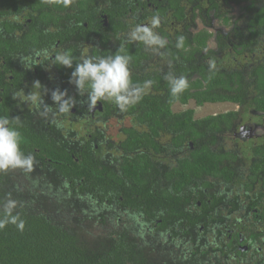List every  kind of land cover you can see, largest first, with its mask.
<instances>
[{
    "label": "trees",
    "instance_id": "1",
    "mask_svg": "<svg viewBox=\"0 0 264 264\" xmlns=\"http://www.w3.org/2000/svg\"><path fill=\"white\" fill-rule=\"evenodd\" d=\"M19 1L22 0H0V8L4 9L3 12L5 9L16 10ZM214 1L71 0V4L65 7L62 0H27L23 9L32 11L29 16H36V28L55 24L62 29V36H69L77 29L75 23L80 29H83V23L96 24L94 30L104 34L100 37L101 48L109 47L111 40L116 43L111 45L110 50L107 49L106 56L123 47L125 54L132 58L130 71L133 84L151 80L153 93L126 108L135 115L137 130H127L128 142L123 149L131 156L123 159L120 165L108 161L104 163L102 153L99 160L95 144L89 145L88 153L84 155L81 150L71 149L65 144L68 149L62 141L50 143L40 133L30 136L29 140H22V151V146H29L23 151L25 155L36 157V161H45L43 166L37 167L43 172L40 177L42 185L49 180L48 167L52 164L56 173L51 174L56 176L59 184L53 180L47 184L50 188H60L68 195L59 200V205L67 207V213L63 217L54 215V206L49 202H36V208L30 205L28 197L17 193L18 189L12 190L16 183L13 170L0 172V218L3 217L2 205L10 198L17 201L13 214L18 213L25 222L23 231L11 223L0 230V264H217L220 259L218 254H222L223 259L230 258L226 263L233 258L231 253L241 257V253L236 252L239 235L235 230V234L225 231L222 225L225 220H215L216 215L207 201L219 185H230L236 178V173L234 176L226 165L234 160L231 159L232 154L225 146L213 149L218 140L210 138L208 133L229 129L232 114L220 112L202 118L195 108L188 105L193 102L196 108L210 112L211 108H223V104L231 101L244 105V98L253 95H256L258 106L264 105V100L261 101L264 99V61L255 58L248 61L250 67L254 66L253 70H242L240 64L245 56L244 47L235 53L236 49L229 52L228 46L220 57L206 55L211 38L209 13L218 9ZM148 5L157 7L156 14L163 20L166 18L169 23L185 24L184 29H177L176 37L178 39L183 35L186 39L181 49L176 47L175 42L167 43L170 49L162 58L168 59L170 64L163 69L159 65L150 66L148 77H142L133 71L145 63L154 50L145 49L142 42L130 38L123 45V35H128L130 30L129 22L125 23V20L133 21L129 16L130 10H147ZM207 5L209 8L205 11ZM198 15L207 23H203V29L195 30L192 25ZM102 16L108 18L109 28L106 30L102 27ZM6 28H11L9 23ZM107 33L108 37L105 36ZM43 35V29H36L37 46L41 44ZM59 37L60 33L49 32L52 43ZM196 56L211 62L205 65ZM212 64L214 67H211ZM168 74L188 79L189 88L179 99L171 96L165 80ZM206 105L212 106L209 108ZM241 112L242 109L236 113L237 116ZM190 143L194 145L193 150L189 147ZM254 157L261 159L259 165L263 167L264 152L255 148ZM53 201L50 199V202ZM111 203L123 205L122 209L127 214L123 221L119 220L118 213L115 216L105 213L111 209ZM115 209L113 206L112 212ZM128 219H134L140 227L136 225L137 230H133ZM219 224L222 229L215 235L213 228Z\"/></svg>",
    "mask_w": 264,
    "mask_h": 264
},
{
    "label": "flooded vegetation",
    "instance_id": "2",
    "mask_svg": "<svg viewBox=\"0 0 264 264\" xmlns=\"http://www.w3.org/2000/svg\"><path fill=\"white\" fill-rule=\"evenodd\" d=\"M26 5L27 0H22L16 5L18 7L16 10L5 9V12H3L4 9L0 8V116H7L10 119L20 118L18 130L21 132L22 140L25 138L29 140L31 139L30 136H38V133H40L48 142L62 141L61 143L68 145L71 149L77 148L81 150L84 155L88 153L89 145L95 144V152L97 151L99 160L101 159L100 154L104 152V163L108 161L109 163L113 162L112 164L120 165L123 159L128 155L131 156L130 153L128 154L123 149V145L128 142L127 130H137L134 122L135 115L129 113L126 109H120L107 100H101L94 107H89L87 93L81 95L75 85L70 82L71 73L75 69V62H79L81 55L106 56V51L110 50L111 45L116 43L111 40L110 44L108 43L109 47L101 48L100 37L104 36V34L94 30L96 24L92 26L88 23H83L81 25L83 29H80L78 24L75 23L74 27L77 29L69 34L70 37L67 35L62 36V29L60 27L58 29L55 24L47 27L40 25L36 28V16H29L32 11L23 9ZM214 5L219 10L214 9L209 13L211 20L208 27H210L211 38L205 51L206 55L220 57L228 46L229 52H233L236 49L235 53L244 47L245 56L242 64H240L241 68L242 70H248L249 68L253 70L254 66L248 67L250 65L248 61H252L255 58L264 61V0H256L255 2L254 0H229L228 2L215 0ZM138 7L140 6L138 5ZM208 8L209 5L205 6V11H208ZM157 11V7L152 5H148L147 10L141 8L139 10L131 9V15L129 16L133 21L128 19L125 20V23L129 22L130 30L137 24H148L153 15H159L156 14ZM33 13L35 12L33 11ZM13 17H19V20H13ZM200 18L201 16L198 15L196 22L192 25L193 29L204 28L203 23L206 24L207 22ZM101 22H103L102 27L104 30L109 28L106 16L101 17ZM7 23L10 24L11 28H6ZM168 23L169 20H166V18L162 19L159 28L155 29V31L165 38L167 43H170V41L176 43V33L179 32L177 28L181 27L184 29L185 24ZM36 29L45 31V36L43 35L44 38L38 46L36 45ZM130 30L128 35L126 33L123 35L125 40H123V45L127 44L126 39L129 38ZM49 32L60 33V37L55 43H52L51 39H49ZM105 36L108 37V33ZM168 37L172 40H168ZM143 46L145 49L153 50L144 44ZM43 48L70 52L76 57L73 67L58 66L52 64L51 60L42 61V58L35 57V51ZM168 49L170 48L166 46L159 49V53L154 51L153 54L152 51L148 60L143 64L141 63L138 69H134V72L139 76L143 77V75H146L148 77L150 66L159 65L163 69V66L170 64L168 59L162 58ZM113 54V52H110V55ZM25 57H32L34 62L24 66L21 61ZM195 58H198L205 65H209L211 62V60H201L197 56ZM27 67L32 68L29 69ZM37 80L42 85L40 91L44 102L50 107H57L51 99V92L56 89L66 90L68 96L76 101L75 107L71 109V112L69 114L57 113L55 118L51 113L47 116H41L39 112L42 109L37 110L31 105L21 103L19 99H13V96L19 90H23L25 94L30 93L33 90V82ZM152 93L153 87L151 86L143 97H149ZM263 100L261 99V101ZM225 105L226 107L222 112L225 115L232 114L230 117L232 126L229 129L225 128L215 132L209 131L208 133L210 138H217L218 140L212 146L213 149L225 146L227 151L232 154L233 157L231 159L234 158V160L228 161L226 165L228 171L234 176L236 173V178L234 183L230 185H219L213 196L211 198L208 196V203L211 211L216 215L214 217L215 220L217 218L225 220L222 225H224L227 233L233 234V230H235L237 235H239L240 241L236 252L240 251L241 257L231 253L233 258L229 263H226V260L230 258L224 257L223 259L222 254H218L221 260L219 259L216 262L217 264H256V262L257 264H264V166L260 167L259 162L261 159L256 160L253 151L255 148H259L264 152V105L258 106L256 104V95L245 97L244 105L235 104L233 101L227 102ZM241 109L242 112L237 116L236 113ZM54 119L61 122L60 127H57ZM66 145L65 147H67ZM189 147L191 150L194 149L192 143H190ZM28 148L29 146H22L23 151ZM43 162L45 161L41 159L36 161V157H33V168H36V172L40 177L43 172L37 167L38 165L43 166ZM112 167L114 168L115 166L112 165ZM48 168V173L50 174L47 176L49 177L47 182L50 183L53 180L58 183L56 176L51 174V172H55L52 164ZM164 168L167 171V162L164 163ZM164 180L165 176H163V183ZM55 189L56 193L60 194V197H68L60 188ZM62 189L64 188L62 187ZM198 205L201 206V203H198ZM113 206L116 208L114 212L111 210ZM122 206L121 204H112L111 209L105 211V213L113 216L119 214V220L123 221L127 214L122 209ZM196 215L199 214L196 213ZM128 220L130 222L129 226L133 230H137L136 225L139 226V224L134 219ZM220 226L219 224L213 228L215 235H217L218 230L222 229ZM215 235L214 238L216 239L217 236L215 237ZM214 244H216L215 241Z\"/></svg>",
    "mask_w": 264,
    "mask_h": 264
},
{
    "label": "clouds",
    "instance_id": "3",
    "mask_svg": "<svg viewBox=\"0 0 264 264\" xmlns=\"http://www.w3.org/2000/svg\"><path fill=\"white\" fill-rule=\"evenodd\" d=\"M62 3L67 7L71 4V0H62ZM12 19L19 20V17ZM161 20V16L153 15L148 24L135 25L129 32V38L132 41L142 42L154 51L166 47V39L155 31L159 28ZM185 39L183 35L178 37L176 42L178 49L184 47ZM34 56L42 58V61L51 60L52 64L66 68H72L76 60V57L68 51H54L48 48L35 51ZM131 59L130 55L125 54L123 47H120L115 54L108 56L83 54L79 58V62H75V69L71 73L70 82L75 85L81 95L87 93L89 107H94L101 100H107L122 110L126 109L137 104L152 86L151 80H147L143 84H133L130 71ZM21 62L25 66L34 61L32 57H25ZM41 64L43 63L41 62ZM211 67H214V64ZM165 80L169 85L171 96L176 99H179V96L189 88V82L185 76L177 77L168 74L165 76ZM41 87L42 85L38 80L34 81L33 90L30 93L25 94L23 90H19L13 99H19L21 103L31 105L37 110L42 109L39 112L41 116H47L51 113L54 118L57 113L69 114L71 109L75 107L76 101L68 96L66 90L61 91L60 89L51 92V99L57 107L53 108L46 105L40 91ZM225 107L226 105L223 104L224 109ZM54 122H56L57 127L61 126L60 121L54 119ZM19 126V117L10 119L7 116H0V172L23 169L33 170L36 174V168H33V157L25 155L21 150L22 136L18 130ZM29 181L36 184L31 178ZM47 183L49 184V182ZM47 183L46 185L49 187ZM40 184L42 185V183ZM14 189L17 188H12V190ZM51 189L56 190L55 188ZM17 193L22 194L20 191ZM2 207L3 217L0 218V230L11 223L23 231L24 220L20 218L18 213L13 214L17 208V201L9 198Z\"/></svg>",
    "mask_w": 264,
    "mask_h": 264
},
{
    "label": "rangeland",
    "instance_id": "4",
    "mask_svg": "<svg viewBox=\"0 0 264 264\" xmlns=\"http://www.w3.org/2000/svg\"><path fill=\"white\" fill-rule=\"evenodd\" d=\"M211 106L212 105H206V107H209V108H211ZM188 107L195 108L199 117H205L207 115H212V114H216V113H220L224 111L223 108H218V109L211 108L210 112H206V110L204 109L196 108L193 102H191L188 105ZM12 174H13V177L16 179L15 186H13L12 188H17L22 193V195H24L25 197H28L30 200L29 202L30 205H33L36 208V202L44 201L45 204L49 202L50 204L54 206L53 208L54 215L58 217H63V215L67 213V207H63L62 204L59 205V200H62V198L58 195V193H55L56 191H54L50 187H47L46 184L45 185L39 184L40 176L35 174L33 170L24 171L23 169H16V170H13ZM29 178H31L35 182L39 178L36 183L37 185L34 183H31L29 181ZM50 199L54 201L50 202Z\"/></svg>",
    "mask_w": 264,
    "mask_h": 264
},
{
    "label": "bare ground",
    "instance_id": "5",
    "mask_svg": "<svg viewBox=\"0 0 264 264\" xmlns=\"http://www.w3.org/2000/svg\"><path fill=\"white\" fill-rule=\"evenodd\" d=\"M115 1V0H114ZM162 2V1H161ZM186 2V1H185ZM236 2V1H235ZM236 4V3H235ZM53 5V4H52ZM121 5V4H120ZM223 5V4H222ZM75 6V5H74ZM83 6V5H82ZM100 9V8H99ZM79 10V9H78ZM165 11V10H164ZM178 11V10H177ZM181 12V11H180ZM91 13V12H90ZM129 13V12H128ZM157 13V12H156ZM223 13V12H222ZM225 13V12H224ZM231 13V12H230ZM249 13V12H248ZM104 14V13H103ZM254 14V13H253ZM124 16V15H123ZM133 17V16H132ZM68 18V17H67ZM90 19V18H89ZM171 19V18H170ZM92 20V19H91ZM62 21V20H61ZM141 21V20H140ZM174 21V20H173ZM191 23V22H190ZM109 24V23H108ZM168 24H170V23H168ZM89 26V25H88ZM87 26V27H88ZM111 26V25H110ZM92 28V27H91ZM181 28V27H180ZM229 28V27H228ZM250 28V27H249ZM79 29V28H78ZM89 29V28H88ZM178 29V28H177ZM78 31V30H77ZM80 31V30H79ZM252 31V30H251ZM248 32V31H247ZM92 33V32H91ZM247 36V35H246ZM188 38V37H187ZM72 39V38H71ZM169 40V39H168ZM234 40V39H233ZM89 41V40H88ZM203 41H205V40H203ZM78 42V41H77ZM230 43V42H229ZM218 44V43H217ZM190 47V46H189ZM198 48V47H197ZM167 49V48H166ZM191 49V48H190ZM255 49V48H254ZM247 50V49H246ZM138 51V50H137ZM167 53V52H166ZM154 54V53H153ZM244 54V53H243ZM200 55V54H199ZM263 55V54H262ZM194 60V59H193ZM174 61V60H173ZM222 62V61H221ZM233 62V61H232ZM244 65V64H243ZM220 67V66H219ZM250 67V66H249ZM246 68V67H245ZM201 71V70H200ZM134 72V71H133ZM247 72V71H246ZM203 73H205V72H203ZM236 74V73H235ZM256 75V74H255ZM132 76V75H131ZM236 76V75H235ZM239 77V76H238ZM64 78V77H63ZM52 79V78H51ZM208 79V78H207ZM249 81V80H248ZM67 82V81H66ZM255 83V82H254ZM54 85V84H53ZM57 88V87H56ZM240 88V87H239ZM75 89V88H74ZM217 91V90H216ZM187 96V95H186ZM74 97V96H73ZM159 97V96H158ZM154 98V97H153ZM252 99V98H251ZM186 100V99H185ZM175 101V100H174ZM181 101V100H180ZM143 102V101H142ZM158 102V101H157ZM182 103V102H181ZM103 104V103H102ZM143 104V103H142ZM247 104V103H246ZM79 105V104H78ZM109 105V104H108ZM88 106V105H87ZM256 108V107H255ZM112 109V108H111ZM252 109V108H251ZM142 110V109H141ZM129 111V110H128ZM96 112V111H95ZM171 112V111H170ZM99 113V112H98ZM59 114V113H58ZM229 114V113H228ZM245 114V113H244ZM243 114V115H244ZM165 115V114H164ZM225 115V114H224ZM220 116V115H219ZM232 116V115H231ZM208 117V116H207ZM227 117V116H226ZM90 118V117H89ZM149 118V117H148ZM176 119V118H175ZM57 120V119H56ZM232 120V119H231ZM252 120V119H251ZM105 121V120H104ZM138 121V120H137ZM187 121V120H186ZM219 121V120H218ZM225 121V120H224ZM222 122V121H221ZM165 123V122H164ZM243 123V122H242ZM142 124V123H141ZM241 124V123H240ZM166 125V124H165ZM209 125V124H208ZM212 125V124H211ZM74 126V125H73ZM185 127V126H184ZM49 128V127H48ZM195 128V127H194ZM205 128V127H204ZM46 130V129H45ZM108 130V129H107ZM161 130V129H160ZM172 130V129H171ZM200 130V129H199ZM208 130V129H207ZM212 131V130H211ZM151 132V131H150ZM173 132V131H172ZM180 133V132H179ZM143 134V133H142ZM147 134V133H146ZM55 135V134H54ZM81 135V134H80ZM96 135V134H95ZM185 135V134H184ZM216 135V134H215ZM84 136V135H83ZM153 136V135H152ZM65 137V136H64ZM81 137V136H80ZM175 137V136H174ZM177 137V136H176ZM260 137V136H259ZM99 139V138H98ZM92 140V139H91ZM207 140V139H206ZM250 140V139H249ZM123 141V140H122ZM207 142V141H206ZM202 144V143H201ZM216 144V143H215ZM133 145V144H132ZM101 147V146H100ZM122 147V146H121ZM249 147V146H248ZM146 148V147H145ZM178 148V147H177ZM66 149V148H65ZM138 149V148H137ZM202 149V148H201ZM92 150H93V148H92ZM254 151V150H253ZM130 152V151H129ZM186 152V151H185ZM200 152V151H199ZM104 153V152H103ZM102 153V154H103ZM172 153V152H171ZM136 155V154H135ZM152 155V154H151ZM199 157V156H198ZM204 157V156H203ZM49 158V157H48ZM123 158V157H122ZM209 158V157H208ZM158 159V158H157ZM165 159V158H164ZM198 159V158H197ZM43 160V159H42ZM80 160V159H79ZM63 161V160H62ZM85 161V160H84ZM184 161V160H183ZM195 161V160H194ZM52 162V161H51ZM107 162V161H106ZM198 162V161H197ZM202 162V161H201ZM113 163V162H112ZM133 164V163H132ZM193 164V163H192ZM197 164V163H196ZM61 165V164H60ZM135 165V164H134ZM216 165V164H215ZM39 166V165H38ZM136 166V165H135ZM151 166V165H150ZM156 166V165H155ZM176 166V165H175ZM193 166H194V164H193ZM176 168V167H175ZM182 168V167H181ZM202 168V167H201ZM153 169V168H152ZM65 171V170H64ZM79 171V170H78ZM124 171V170H123ZM133 171V170H132ZM139 171V170H138ZM149 171V170H148ZM42 172V171H41ZM67 172V171H66ZM146 172V171H145ZM55 173V172H54ZM68 173V172H67ZM179 173V172H178ZM181 173V172H180ZM124 174V173H123ZM147 174V173H146ZM145 174V175H146ZM170 174V173H169ZM197 174H198V172H197ZM75 175V174H74ZM151 175V174H150ZM153 175V174H152ZM171 175H173V174H171ZM66 176H68L67 174H66ZM123 177H125V175L123 176ZM171 177V176H170ZM101 178V177H100ZM149 178V177H148ZM230 179V178H229ZM71 180V179H70ZM136 180V179H135ZM111 181V180H110ZM152 182V181H151ZM180 182V181H179ZM195 182V181H194ZM244 182V181H243ZM69 183V182H68ZM91 183V182H90ZM259 183V182H258ZM80 184V183H79ZM81 184H83V182L81 183ZM85 184V183H84ZM176 184V183H175ZM95 185H96V183H95ZM111 185V184H110ZM152 186V185H151ZM227 187V186H226ZM148 188V187H147ZM69 189V188H68ZM175 189V188H174ZM205 189V188H204ZM88 190V189H87ZM109 190H110V188H109ZM112 190V189H111ZM172 190V189H171ZM226 190V189H225ZM105 191V190H104ZM112 191H114V190H112ZM167 191V190H166ZM176 192V191H175ZM76 193V192H75ZM80 193V192H79ZM214 193V192H213ZM106 194V193H105ZM208 194V193H207ZM260 195V194H259ZM107 196V195H106ZM111 196V195H110ZM212 196V195H211ZM253 196V195H252ZM169 197V196H168ZM170 197H171V195H170ZM175 197V196H174ZM189 197V196H188ZM234 197V196H233ZM127 198V197H126ZM128 199V198H127ZM198 199V198H197ZM203 199V198H202ZM207 199V198H206ZM215 199V198H214ZM224 199V198H223ZM234 199V198H233ZM172 200H174V198L172 199ZM240 200V199H239ZM140 201V200H139ZM208 201V200H207ZM227 201V200H226ZM233 201V200H232ZM204 202V201H203ZM183 203V202H182ZM234 203V202H233ZM112 204V203H111ZM146 204V203H145ZM175 204V203H174ZM173 204V205H174ZM214 204V203H213ZM176 205V204H175ZM192 205V204H191ZM260 206V205H259ZM138 207V206H137ZM210 208V207H209ZM207 209V208H206ZM139 210V209H138ZM202 210V209H201ZM234 210V209H233ZM128 211V210H127ZM142 213V212H141ZM206 214V213H205ZM209 214V213H208ZM170 215V214H169ZM201 215H203V214H201ZM102 216V215H101ZM250 217V216H249ZM211 218V217H210ZM254 218V217H253ZM208 219V218H207ZM93 220V219H92ZM262 221V220H261ZM196 222V221H195ZM228 223V222H227ZM174 224V223H173ZM194 225V224H193ZM221 225V224H220ZM195 226H196V224H195ZM223 227V226H222ZM177 229V228H176ZM187 229V228H186ZM240 230V229H239ZM219 231V230H218ZM226 231V230H225ZM250 231V230H249ZM198 232V231H197ZM185 233V232H184ZM237 233V232H236ZM251 233V232H250ZM181 234V233H180ZM233 234H235V233H233ZM191 236V235H190ZM172 238V237H171ZM253 238V237H252ZM235 239V238H234ZM193 240V239H192ZM217 240V239H216ZM237 240V239H236ZM186 241V240H185ZM232 242V241H231ZM213 245V244H212ZM233 245V244H232ZM239 245V244H238ZM249 245V244H248ZM262 246V245H261ZM198 249V248H197ZM203 251V250H202ZM222 251V250H221ZM237 251V250H236ZM261 251V250H260ZM196 252V251H195ZM204 252V251H203ZM234 252V251H233ZM240 252V251H239ZM187 253V252H186ZM202 253V252H201ZM207 253V252H206ZM243 256H245V255H243ZM246 257V256H245ZM261 261V260H260ZM181 264V263H180ZM256 264H257V262H256Z\"/></svg>",
    "mask_w": 264,
    "mask_h": 264
}]
</instances>
